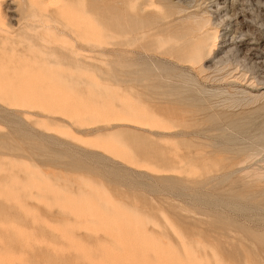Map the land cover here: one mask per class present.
<instances>
[{
    "label": "rangeland",
    "instance_id": "1",
    "mask_svg": "<svg viewBox=\"0 0 264 264\" xmlns=\"http://www.w3.org/2000/svg\"><path fill=\"white\" fill-rule=\"evenodd\" d=\"M22 1L0 15V264H264V0H92L106 59L35 101L10 95ZM194 39L214 42L197 61L165 50ZM153 107L180 120L170 150L115 125Z\"/></svg>",
    "mask_w": 264,
    "mask_h": 264
},
{
    "label": "bare ground",
    "instance_id": "2",
    "mask_svg": "<svg viewBox=\"0 0 264 264\" xmlns=\"http://www.w3.org/2000/svg\"><path fill=\"white\" fill-rule=\"evenodd\" d=\"M5 1L6 0H0V15L5 14L3 8ZM46 1L49 2L50 0H23L20 4L23 8V13L20 16V24L17 31L19 37L16 43L18 44L17 50L23 54L22 56L24 59L20 61V68L22 70L21 77L10 83V95L13 96V98H17L22 101H35L41 98L47 99L63 95L62 93L50 90L46 78H48L49 75L55 74V72L62 73L63 65L61 66V64L70 65L71 67H69V71L74 72L75 65L78 61L87 64L88 62L92 63L94 59H106L107 53H92L93 51L91 47L93 46V48L103 50L105 48H101V44H99L102 39H107L109 43L111 40H114L113 38H110V35H102L96 32L94 22L91 19L86 20L81 18V16H84L86 12H90L89 9L91 3L93 2L92 0H67L63 6L56 7L54 9H51ZM155 15L158 16V14ZM178 24L180 25L179 22ZM195 24V26H186L184 31L187 32L182 34L180 37H186L190 32L197 30L200 24ZM79 39H82L81 43L84 47L77 46ZM120 42L121 44H129L130 41L129 39H119L115 41V43ZM213 43L214 42L211 41L204 42L195 39L190 43L175 41L169 43L168 46L165 47V50H167L166 52L169 51L173 54V56H175L178 60H194L205 56L207 50L210 51ZM45 63L50 65V68L45 69L42 67V64ZM71 77L72 79L70 81L72 82L74 80V75ZM165 110L166 108H160L157 110L153 107L152 109L145 108L142 110H135V114L133 116H122L121 114H118V120L121 122L115 123V125H122L149 133L141 134L144 142L150 143L156 148L162 150L170 145V142L164 139L165 136L171 133L170 124H178V122H180V120H175V118L173 119L171 115L169 116ZM139 114L145 116L146 118L151 117L152 120H141L138 118ZM156 118L159 123L158 126L153 128L155 124L154 119ZM31 135L33 136V134ZM40 135L42 134L40 133ZM154 136H156V138ZM107 137V135L93 136L89 139V142L97 145L103 144L107 141ZM46 139H48V137ZM57 140L59 141V139ZM74 147L75 146H73V148ZM168 148L169 150L172 149L171 146ZM161 153L160 158L165 157V159L170 160L172 162V166H175V164L178 163V160L176 159L177 155L168 152H166V154L163 152ZM175 161L177 163H175ZM126 166L136 170V168L130 164ZM196 172L197 170H192V175ZM262 175L264 176V173H261L258 176L261 177Z\"/></svg>",
    "mask_w": 264,
    "mask_h": 264
}]
</instances>
